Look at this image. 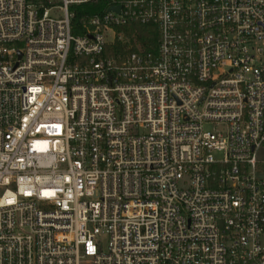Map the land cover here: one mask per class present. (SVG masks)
Segmentation results:
<instances>
[{
  "label": "built area",
  "instance_id": "built-area-1",
  "mask_svg": "<svg viewBox=\"0 0 264 264\" xmlns=\"http://www.w3.org/2000/svg\"><path fill=\"white\" fill-rule=\"evenodd\" d=\"M94 1L0 0V264H264V0Z\"/></svg>",
  "mask_w": 264,
  "mask_h": 264
},
{
  "label": "rangeland",
  "instance_id": "rangeland-1",
  "mask_svg": "<svg viewBox=\"0 0 264 264\" xmlns=\"http://www.w3.org/2000/svg\"><path fill=\"white\" fill-rule=\"evenodd\" d=\"M107 5V0H99L98 2H93L87 5L75 6L71 8V11L75 12L76 19L73 21V34L75 36L82 35L84 31L83 26L85 24V18L91 17L94 14L102 12ZM119 32V29H116ZM112 36L110 35L109 39ZM260 159L264 161V151L260 154ZM103 243L106 244V239L103 238ZM82 264H91L89 261H86Z\"/></svg>",
  "mask_w": 264,
  "mask_h": 264
},
{
  "label": "trees",
  "instance_id": "trees-1",
  "mask_svg": "<svg viewBox=\"0 0 264 264\" xmlns=\"http://www.w3.org/2000/svg\"><path fill=\"white\" fill-rule=\"evenodd\" d=\"M34 2H45V0H33ZM95 0L94 2H98ZM46 6L49 4L45 3ZM124 31L131 38L133 37L138 44H140L144 49L151 50L156 47L157 44V32L153 27H143L136 24H131L120 29Z\"/></svg>",
  "mask_w": 264,
  "mask_h": 264
},
{
  "label": "water",
  "instance_id": "water-1",
  "mask_svg": "<svg viewBox=\"0 0 264 264\" xmlns=\"http://www.w3.org/2000/svg\"><path fill=\"white\" fill-rule=\"evenodd\" d=\"M110 10L120 12V7H112Z\"/></svg>",
  "mask_w": 264,
  "mask_h": 264
}]
</instances>
